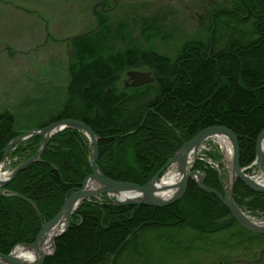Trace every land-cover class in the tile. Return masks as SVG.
<instances>
[{
	"label": "trees",
	"instance_id": "1",
	"mask_svg": "<svg viewBox=\"0 0 264 264\" xmlns=\"http://www.w3.org/2000/svg\"><path fill=\"white\" fill-rule=\"evenodd\" d=\"M208 17L207 36L185 41L172 55L101 26L72 40L67 99L39 128L63 118L86 122L98 135L100 170L113 180L140 185L183 143L214 125L236 132L240 163L251 164L264 130V0H232L231 6L211 9ZM148 19L139 20L140 28ZM139 34L152 36L142 29ZM139 63H151L157 85L136 90L118 85ZM23 132L15 112L0 109V150ZM49 141L40 161L2 187L34 200L44 222L82 185L93 157V146L79 129H62ZM41 143V136L18 143L7 153L12 167L32 157ZM4 159L0 153V163ZM195 165L205 171L206 186L223 192L217 169L200 160ZM197 185L190 180L181 199L168 206L84 202L42 264H231L240 251L250 257L252 244L261 245L263 255L239 264H264V233L240 226L217 194ZM233 195L241 208L249 197L251 209H264V192L241 180ZM41 225L29 202L0 195V252L33 243Z\"/></svg>",
	"mask_w": 264,
	"mask_h": 264
},
{
	"label": "rangeland",
	"instance_id": "2",
	"mask_svg": "<svg viewBox=\"0 0 264 264\" xmlns=\"http://www.w3.org/2000/svg\"><path fill=\"white\" fill-rule=\"evenodd\" d=\"M95 1L0 0V109L15 112L23 133L39 128L42 121L65 103L68 64L73 57L71 38L95 26L92 13ZM230 1L120 0L116 12L105 15L104 30L131 34L139 44L172 55L185 41L207 36L211 9L229 6ZM146 17L150 19L140 28L139 20ZM141 29L152 36L143 37L139 34ZM127 81L123 73L118 85ZM227 152L218 138L213 137L205 141L197 154L206 155L207 159L210 155L219 162L218 168L200 159L218 170L223 184L226 174L221 163H229ZM255 172L256 169L251 173ZM248 201L249 197H244L243 209L264 220V209H251ZM261 249V245L252 244L250 257L243 251L238 257L256 259L263 255Z\"/></svg>",
	"mask_w": 264,
	"mask_h": 264
},
{
	"label": "water",
	"instance_id": "3",
	"mask_svg": "<svg viewBox=\"0 0 264 264\" xmlns=\"http://www.w3.org/2000/svg\"><path fill=\"white\" fill-rule=\"evenodd\" d=\"M96 4L92 11L93 17H97V25H99V17ZM87 31L74 36L72 39L76 40L78 37H84L91 33ZM75 49H73V55ZM135 74V73H134ZM139 79H144V75L135 74ZM149 76L146 77L145 81L149 82ZM139 84V82H137ZM76 128L84 132V134L90 140L93 146V157L91 159V173L86 176L83 180L82 185L78 187L71 194L66 195L64 203L59 210V212L49 221L44 222L41 212L37 203L31 198L22 195L17 192H6L2 189L3 186L9 184L13 181L20 171L24 170L33 162L41 160V155L43 151L47 148L48 143L51 138L62 129ZM34 136H41L42 143L38 151L30 157L29 159L19 163L11 172L10 177L3 178L0 175V195L3 196H15L25 201L29 202L35 208L38 217L42 223L41 230L33 243H19L13 247V249L5 254L0 252V264H42L48 255L56 250V239L61 236L64 232L68 230L71 226L72 215L79 209L80 206L85 201H91L93 198L98 197L101 194L112 193L114 194L115 204H143L152 206H168L175 201L181 199V197L186 193L187 186L190 180L197 182L202 190L206 192H213L217 194L219 199L229 207L232 216L238 221L239 225L244 227L246 230L253 233H264V225H260L255 221L251 220L246 213L241 209V207L236 203L234 199V188L238 180L244 182V184L249 186V188L255 192H264V183L258 179L255 175H250L246 172L247 167L241 165L240 156V143L238 142V136L236 132L230 128L223 125H214L202 129L191 139L182 144V146L174 153V155L167 161V163L144 185L132 183L129 181H117L109 178L98 165L99 158V140L98 135L94 129L88 125L86 122L78 119L64 118L56 120L44 127L31 129L25 133H21L14 138H12L6 147L0 150V153L4 154V158L7 157V153L10 152L18 143L26 141ZM225 137L229 140L232 154L229 158L230 161L226 164L222 161V165L226 172V179L223 186V192H220L214 188L206 186L205 182V171L202 169L195 168L197 164L198 151L202 144L213 137ZM253 164H257L259 167V173L264 176V130L261 132L256 143V160ZM177 168L178 172L181 174V179L174 185L163 184L164 176L172 169ZM173 187L176 189L175 193L167 198H160L156 195L158 191L166 190L168 187ZM134 191L138 192V195L131 196H121L122 192ZM63 226V227H62ZM50 241V245L44 248V244ZM24 246L28 249L36 251V259L34 260H24L19 258L14 254L15 247Z\"/></svg>",
	"mask_w": 264,
	"mask_h": 264
},
{
	"label": "flooded vegetation",
	"instance_id": "4",
	"mask_svg": "<svg viewBox=\"0 0 264 264\" xmlns=\"http://www.w3.org/2000/svg\"><path fill=\"white\" fill-rule=\"evenodd\" d=\"M119 3L120 0H97L95 1V4L93 5V8L96 4L97 8L96 11L98 12V17H99V25H97V23L95 24V26L93 27V29H96L98 26H101V28H104L105 25H101V19L100 18H104L105 15H111L112 13L114 14V12H116L115 10L118 9L119 7ZM232 5V0L230 1L229 6ZM93 11V10H92ZM105 23V22H104ZM125 27L127 28V26L125 25ZM92 29V30H93ZM72 39V38H71ZM155 69L151 66V63H147V64H142L139 63L134 67H131L129 69H127L125 71V75L128 77V81L121 84V87H125L127 89H141V88H145V87H153L157 85L156 83V74L154 73ZM142 74L144 75V79H139L138 77H136L135 74ZM150 78L149 82H143L145 81L146 77ZM137 82H139V84H137ZM64 119V118H63ZM60 120V119H59ZM249 260H242L240 258H235L232 260H229L228 262H230L231 264H239V263H247ZM219 264H223L222 262H220Z\"/></svg>",
	"mask_w": 264,
	"mask_h": 264
},
{
	"label": "bare ground",
	"instance_id": "5",
	"mask_svg": "<svg viewBox=\"0 0 264 264\" xmlns=\"http://www.w3.org/2000/svg\"><path fill=\"white\" fill-rule=\"evenodd\" d=\"M218 140H219V143H221L227 150H228V155L227 157L229 158L231 156V152H232V149H231V146H230V143H229V140L225 137H222V136H219L217 137ZM181 174L178 172L177 168H174L172 170H170L165 176H164V179H163V184H167V185H174L175 183H177L180 179H181ZM261 181H264V177H262ZM205 183V182H204ZM176 189L173 188V187H168V189H164L162 191H158L156 193V195L160 198H167V197H170L171 195H173L175 193ZM109 195V197L107 198L105 196V194H101L99 195L98 197H95L93 198L91 201H113L114 200V194L112 193H107ZM126 195H131V196H135V195H138V192H134V191H128V192H125L121 194V196H126ZM86 202V201H85ZM114 203V201H113ZM63 227V226H62ZM48 245H50V241L48 240L44 246V248H47ZM15 252L14 254L17 255L19 258L21 259H24V260H34L36 259L37 255H36V251L33 249H28L27 247H24L22 245L20 246H17L15 247Z\"/></svg>",
	"mask_w": 264,
	"mask_h": 264
},
{
	"label": "built area",
	"instance_id": "6",
	"mask_svg": "<svg viewBox=\"0 0 264 264\" xmlns=\"http://www.w3.org/2000/svg\"><path fill=\"white\" fill-rule=\"evenodd\" d=\"M200 159H202V160H204V161H206V162H208V163H210V164H212V165L218 167V164H215V162L212 161L211 159H207V158H206V155H203L202 157H200ZM9 163H11V160H8V162H3V163H1V165H0V173H1V175H2L4 178H8V177L10 176V174H11L12 169H11V166H10ZM108 197H109V195H108ZM248 215H249L250 218H251L252 220H254L255 222L259 223L260 225H264V220H261V221H260V220H258L257 217H254V216L250 215L249 213H248ZM256 218H257V219H256Z\"/></svg>",
	"mask_w": 264,
	"mask_h": 264
}]
</instances>
